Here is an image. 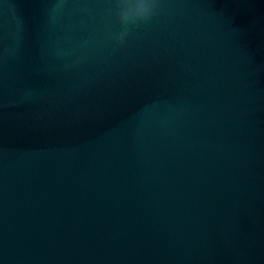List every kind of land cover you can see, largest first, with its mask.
<instances>
[{
    "label": "water",
    "instance_id": "water-1",
    "mask_svg": "<svg viewBox=\"0 0 264 264\" xmlns=\"http://www.w3.org/2000/svg\"><path fill=\"white\" fill-rule=\"evenodd\" d=\"M0 264H264V0H0Z\"/></svg>",
    "mask_w": 264,
    "mask_h": 264
},
{
    "label": "clouds",
    "instance_id": "clouds-1",
    "mask_svg": "<svg viewBox=\"0 0 264 264\" xmlns=\"http://www.w3.org/2000/svg\"><path fill=\"white\" fill-rule=\"evenodd\" d=\"M150 10V5L147 3V7H141L140 11L137 12V16L139 17H144L148 14ZM125 20H127V17L124 18Z\"/></svg>",
    "mask_w": 264,
    "mask_h": 264
}]
</instances>
